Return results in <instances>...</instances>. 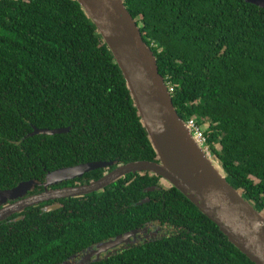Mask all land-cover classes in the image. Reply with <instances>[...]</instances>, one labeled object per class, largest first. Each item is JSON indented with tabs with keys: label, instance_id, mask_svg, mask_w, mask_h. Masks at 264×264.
I'll return each instance as SVG.
<instances>
[{
	"label": "trees",
	"instance_id": "trees-1",
	"mask_svg": "<svg viewBox=\"0 0 264 264\" xmlns=\"http://www.w3.org/2000/svg\"><path fill=\"white\" fill-rule=\"evenodd\" d=\"M123 1L179 117L197 121L226 181L264 212V9L245 0ZM95 162L110 165L88 181L159 163L108 45L76 0H0V192L34 183L0 209L40 193L50 173ZM160 179L129 173L56 210L40 202L11 214L0 221V264H254ZM134 230L136 239L99 261L78 260Z\"/></svg>",
	"mask_w": 264,
	"mask_h": 264
},
{
	"label": "water",
	"instance_id": "water-1",
	"mask_svg": "<svg viewBox=\"0 0 264 264\" xmlns=\"http://www.w3.org/2000/svg\"><path fill=\"white\" fill-rule=\"evenodd\" d=\"M76 1L94 22L119 65L159 163L128 164L89 185L46 191L5 205L0 209V221L31 205L99 192L129 173L149 171L161 177L160 181L167 184L166 188L175 187L183 193L254 264H264V212H257L244 200L242 191L229 185L217 160L209 157L193 139L186 123L176 111L168 86L159 72L156 57L144 42L124 1ZM245 1L264 9V0ZM67 131L63 128L35 129L31 136H54ZM109 165L95 162L55 171L48 175L45 186L69 181ZM33 185V182L21 183L14 189L0 192V205L23 197ZM146 202L148 200L141 204ZM58 208L60 205H52L46 208V212ZM138 234L139 231L134 230L102 243L86 254L81 262H89L94 257L99 261L102 254L129 244Z\"/></svg>",
	"mask_w": 264,
	"mask_h": 264
},
{
	"label": "flooded vegetation",
	"instance_id": "flooded-vegetation-1",
	"mask_svg": "<svg viewBox=\"0 0 264 264\" xmlns=\"http://www.w3.org/2000/svg\"><path fill=\"white\" fill-rule=\"evenodd\" d=\"M94 171V170H93ZM92 172V171H91ZM90 173V172H89ZM87 174V173H86ZM86 174H84L83 176H81V177H79V178H75V179H72L71 181L69 180V181H63V182H60V183H58V185L57 186H42V188H43V190L40 192V193H37V192H35V194L36 195H34V194H32V195H34V196H38V195H40V194H43V192L45 191H51L50 189H58V190H60V189H63V188H70V189H72V188H79V187H83L84 185H89L90 183H92V182H94L93 180H90V181H88L89 179H87V176H86ZM53 191V190H52ZM44 192V193H45ZM84 196H87V194H85ZM83 196V197H84ZM29 198V197H28ZM61 199H63V198H61ZM61 199H55V200H48V201H45V202H42V203H45L46 204V206H48V205H50V206H52V205H59L60 203H61ZM24 200V199H23ZM46 202H48V205H47V203ZM38 205V204H37ZM37 205H35V206H37ZM123 246V245H122ZM121 246H119L118 248H120ZM118 248H116V249H118ZM115 250V249H114ZM111 251H113V250H111ZM110 252V251H109ZM103 255V254H102ZM102 255L100 256L101 258H102ZM83 256V255H82ZM78 257V260H81V258H83V257ZM85 256V255H84ZM96 257H94V259H95ZM93 259V258H92Z\"/></svg>",
	"mask_w": 264,
	"mask_h": 264
},
{
	"label": "built area",
	"instance_id": "built-area-1",
	"mask_svg": "<svg viewBox=\"0 0 264 264\" xmlns=\"http://www.w3.org/2000/svg\"><path fill=\"white\" fill-rule=\"evenodd\" d=\"M168 89L170 93L173 92V89L169 88V86H168ZM186 125L188 129L190 130L191 135L193 139L195 140V142L204 150V152L209 157H212V153L207 143V139L204 135L202 128L198 125L197 121L195 119H190L186 122Z\"/></svg>",
	"mask_w": 264,
	"mask_h": 264
},
{
	"label": "rangeland",
	"instance_id": "rangeland-1",
	"mask_svg": "<svg viewBox=\"0 0 264 264\" xmlns=\"http://www.w3.org/2000/svg\"><path fill=\"white\" fill-rule=\"evenodd\" d=\"M216 162H217V165H218L219 167H221L220 163H219L218 161H216ZM160 184L163 185L164 187H167V184H166V183L163 184L162 181H160Z\"/></svg>",
	"mask_w": 264,
	"mask_h": 264
}]
</instances>
